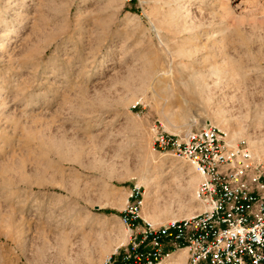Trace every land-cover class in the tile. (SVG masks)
I'll return each mask as SVG.
<instances>
[{
    "label": "rangeland",
    "instance_id": "rangeland-1",
    "mask_svg": "<svg viewBox=\"0 0 264 264\" xmlns=\"http://www.w3.org/2000/svg\"><path fill=\"white\" fill-rule=\"evenodd\" d=\"M190 7L200 27L176 31L172 18ZM10 15L0 264L101 262L127 242L124 200L147 174L170 206L155 223L200 205L198 182L190 201L179 195L198 172L153 151L154 126L186 132L223 116L260 139L264 162V129L246 114L264 97V0H0V30Z\"/></svg>",
    "mask_w": 264,
    "mask_h": 264
},
{
    "label": "built area",
    "instance_id": "built-area-1",
    "mask_svg": "<svg viewBox=\"0 0 264 264\" xmlns=\"http://www.w3.org/2000/svg\"><path fill=\"white\" fill-rule=\"evenodd\" d=\"M153 133L154 152L201 175L196 198L204 209L152 223L143 217L145 189L133 184L120 214L127 242L93 264H264V162L212 124Z\"/></svg>",
    "mask_w": 264,
    "mask_h": 264
},
{
    "label": "bare ground",
    "instance_id": "bare-ground-1",
    "mask_svg": "<svg viewBox=\"0 0 264 264\" xmlns=\"http://www.w3.org/2000/svg\"><path fill=\"white\" fill-rule=\"evenodd\" d=\"M7 16L3 18L2 29L0 30V50L1 51L6 48V45H7V43L9 41L13 40V36H14L11 33L13 31L11 27L14 25V22H15L16 19L14 18V16L10 15V18H8ZM178 20H179V22H178ZM21 21L22 20H19L20 23H21ZM172 21L174 22V24L177 23L176 27L174 28V29H176V31H178V30L181 31L182 28H183V30H189L191 32L194 29H197V28L200 27V23L197 21L195 16L192 14V7L186 8V11L184 13H180L178 15H175L172 18ZM19 28H20V25H19ZM176 31H175V33H176ZM189 31H187V32L189 33ZM196 34H198V33H196ZM212 74L215 75L218 78L217 80H215V83L216 84L219 83L220 80H221V77L219 76L220 75V70H214L212 72ZM197 78H198V75H197ZM200 79H201V77H200ZM252 103H253V105L251 104L250 107L247 106V105H249V103H245L247 108H248L246 114H249V113L253 112V116L252 117H253L254 122L258 123V125L262 126L261 128L264 129V97L254 98ZM249 118H251V114H250ZM207 123H208L207 120L203 121L202 125H206ZM217 124L222 130L227 132L228 136L230 137L231 140H233V142L234 141H238L241 137H247L248 141L250 143V146H251L250 149L252 148L251 150L253 151V154L259 160H262L260 158V156L263 153V151H262L263 146L260 145V143H259L260 139L256 135H254L253 133H245L246 129H244V127L241 126L240 122H233V121H230V119H227L226 117L224 118L223 116H219ZM159 165H161V164H159ZM140 170H143V169L140 168ZM111 173H112V171H111ZM151 176L152 175L147 174V175H144V176L140 177L139 183L140 184L142 183L145 186L144 201H143V217L146 220H149L150 222L155 223L158 220V218L160 217L161 213H163L164 211L170 210V206L167 203L163 204V203L159 202V199H158L159 196L157 195V193L159 192V186L158 185L155 186L156 184H154V180H153V178ZM200 180H201V175L198 173V175L191 176L187 181H185L186 182L185 184H181V191H180L181 193L179 195L182 196L183 200L184 199L185 200H189L188 195H191L192 189L195 188V185L197 184V182L199 183ZM102 195H105V194H102ZM107 196H109V195H107ZM193 197H194V199L196 198L195 194L192 193V198ZM126 200H124V201H126ZM203 209L204 208H203V206L201 204L200 205L198 204L195 207H190L189 203L187 204V203L184 202V203L178 204L177 213H175V215H172V218L173 219L174 218L177 219L179 217H187V216L193 215V214H195L197 212H200ZM126 233L128 234V232H126ZM127 234H126V236H127ZM107 235H108V238L112 242H114V241L121 242L122 239H123L122 235L125 236L124 234H122V235L121 234H117V233L115 234V233H113L111 231ZM127 238H128V236H127ZM117 245H118V243H117ZM102 250H106V245L103 246Z\"/></svg>",
    "mask_w": 264,
    "mask_h": 264
}]
</instances>
